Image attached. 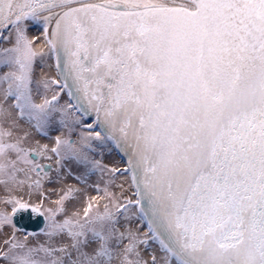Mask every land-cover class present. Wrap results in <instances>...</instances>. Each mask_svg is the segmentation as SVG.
Segmentation results:
<instances>
[{"label": "snow or ice", "instance_id": "snow-or-ice-1", "mask_svg": "<svg viewBox=\"0 0 264 264\" xmlns=\"http://www.w3.org/2000/svg\"><path fill=\"white\" fill-rule=\"evenodd\" d=\"M0 121V264H264V0H0ZM97 173L82 209L45 194ZM29 209L43 241L17 236Z\"/></svg>", "mask_w": 264, "mask_h": 264}, {"label": "rangeland", "instance_id": "rangeland-1", "mask_svg": "<svg viewBox=\"0 0 264 264\" xmlns=\"http://www.w3.org/2000/svg\"><path fill=\"white\" fill-rule=\"evenodd\" d=\"M31 31H35L37 33H40L38 28L36 26L31 27L29 33ZM28 33V34H29ZM36 79V78H35ZM38 80V79H37ZM43 89H41V92L43 93ZM49 98L51 96V93H47ZM66 96L64 94H62V98H61V103H64L66 101ZM36 102L39 103V97H36ZM0 127H8V124L6 122L0 121ZM23 131H30L26 125L21 124L20 127L13 129L14 135H20L23 133ZM63 130H61L58 126H54L50 131H49V135L48 136H40L34 132L31 133L30 138L26 141V146H32L35 147L37 145V143H39L40 145H44L47 144L49 146V148L54 144L55 142V137L58 135H61V132ZM73 140L76 139V135L73 134L71 137ZM114 149L111 152H107L105 151L102 157V162L107 165L110 168H116L119 169L120 172H117L116 175V179H115V184L111 185V190L114 192H119V189L116 187L119 184H124L125 188L128 187V182H130V178H128V182L125 181L124 176H122L120 173L123 171L124 168H126V164L120 160H114L112 159L113 157V153H114ZM96 158L97 159H101V156L99 153L96 154ZM42 163H46V164H50L52 166V168L54 169L56 167L55 164V160H45L42 161ZM73 171L74 172H78V170L75 168V166H72ZM51 175L53 177H55V172L51 173ZM126 175V174H125ZM104 179H107V177H101L100 173H97L95 175H92L89 177L88 179V183L86 185H80L76 180H74L71 177H65L64 178V182L60 183V184H45V194L46 196H48L50 198V200H55L57 198L56 194L49 191V189L55 188L57 190L61 189L64 187L65 184H71L74 185L76 187H79L81 189V191L79 193L76 194V199L67 202V207L68 209L71 210H75L77 208L82 209L86 203L91 199V197L93 196H102L103 192L101 191L100 193H97L95 190V185L99 184L100 188L103 189L104 187ZM129 196L131 195V192L129 191L127 193ZM4 192L3 189L0 188V196H3ZM25 200H28V197L25 195ZM93 204H95V201H92ZM31 204L37 206L38 208H40L41 211H43L44 208L51 206L50 205V201L49 200H45L43 206H41L40 204V198L38 197V195H34L31 198L30 201ZM104 201H100V205H101V211L103 210L102 205H103ZM3 205H0V208H3ZM10 211V208L8 209ZM45 228V226H44ZM43 228V229H44ZM13 229L9 226L8 228L5 229V232L3 234H0V240L3 239L4 235H7L8 233H10ZM42 232V231H41ZM17 236H19L20 238H23L24 235L20 234L17 232ZM30 240H32L33 242L36 241H43L45 239V237L40 233L38 235H33L29 237ZM153 250H155L156 246L152 245Z\"/></svg>", "mask_w": 264, "mask_h": 264}, {"label": "water", "instance_id": "water-1", "mask_svg": "<svg viewBox=\"0 0 264 264\" xmlns=\"http://www.w3.org/2000/svg\"><path fill=\"white\" fill-rule=\"evenodd\" d=\"M88 122H91V120H89ZM114 151L118 155V157L121 158V160L126 164L127 167V157L124 156L122 152L116 149H114ZM15 224L17 228L20 229L19 232L25 234L33 233L35 235H38L44 227L45 219L43 215L33 214L29 209V211L27 212L17 214V216L15 217Z\"/></svg>", "mask_w": 264, "mask_h": 264}, {"label": "bare ground", "instance_id": "bare-ground-1", "mask_svg": "<svg viewBox=\"0 0 264 264\" xmlns=\"http://www.w3.org/2000/svg\"><path fill=\"white\" fill-rule=\"evenodd\" d=\"M40 33H37L35 31H31L29 33V37H32V36H39ZM41 40H42V37H41ZM37 51H39V41L37 42ZM53 62L52 61H48L46 64H44L43 66L39 63V61H37V64L35 65V78L36 79H39L41 77V75H47L48 77H51V78H54L55 77V68L50 66L52 65ZM65 95V94H64ZM66 96V95H65ZM112 159L114 160H118L120 161L121 158L118 157V155L114 152L113 153V157ZM46 164V163H44ZM45 226V224H44ZM44 228V227H43ZM18 233L22 234V235H26L25 233H22V232H19Z\"/></svg>", "mask_w": 264, "mask_h": 264}]
</instances>
